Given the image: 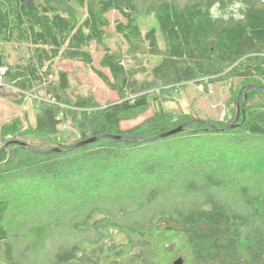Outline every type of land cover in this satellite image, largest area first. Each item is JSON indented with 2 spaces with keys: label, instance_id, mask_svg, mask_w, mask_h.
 <instances>
[{
  "label": "trees",
  "instance_id": "1",
  "mask_svg": "<svg viewBox=\"0 0 264 264\" xmlns=\"http://www.w3.org/2000/svg\"><path fill=\"white\" fill-rule=\"evenodd\" d=\"M112 10L122 17L114 30L154 58L150 87L238 79L236 124L205 130L207 124L193 120V127L151 140L143 139L139 125L122 129L130 113L149 105L150 95L124 96L139 88L106 42ZM91 42L102 47L99 65L106 74L92 65ZM8 43L26 48L3 78L21 91L43 85L53 102H41L33 124L24 126L18 117L0 124L3 264H172L177 257L183 264H264V169L249 166L256 182H241L244 167L236 161L232 171L229 161L234 149L215 157V141L195 150L206 135L222 136L223 149L264 140V0H0V45ZM59 57L90 65L122 98L93 112L71 110L66 71L49 79ZM3 60L0 47V66ZM69 118L79 137L66 144L68 133L58 126ZM99 135L105 136L76 145ZM220 164L241 183L229 187L222 171L206 170ZM19 183L33 185L12 194ZM187 195H193L189 204ZM23 222L26 232L19 229ZM27 235L32 238L15 251Z\"/></svg>",
  "mask_w": 264,
  "mask_h": 264
},
{
  "label": "rangeland",
  "instance_id": "2",
  "mask_svg": "<svg viewBox=\"0 0 264 264\" xmlns=\"http://www.w3.org/2000/svg\"><path fill=\"white\" fill-rule=\"evenodd\" d=\"M218 11L219 10H217V12ZM106 16L109 22L107 29L109 35L106 42L112 51L117 52L122 56L124 65L134 72L132 86L139 88L138 90H134L133 93L127 92L124 96L127 98H134L141 94L150 95L148 102L149 105L146 108H140L130 113L128 116L129 119L126 117V119L122 121V129L131 127L134 128V126L139 125L141 126L142 135L152 137L161 134L158 130L162 128H169V130H171L179 126L181 127L179 132H181V130H185L188 127H193L194 124L190 123V121L193 120H199L204 122L205 125L207 124L206 128H204L205 130L208 128L212 130H220L217 128V125H214L218 122H231L225 124V128H231L234 124H236V121L239 118L238 113L240 112L238 97L236 99L234 97V91L238 85V79L231 77L224 82L221 80L210 81L206 78L199 79L197 82L190 81L183 84L172 83L167 85L159 84L157 86L150 87L149 83L154 79L151 73V66L154 58L152 56L150 57L149 54H144L132 49L114 30L116 20H122V17L118 12L112 10L108 12ZM147 22L148 20L146 22L143 21L142 24L146 25ZM0 47L3 54L4 64H6L0 66V124L7 122L14 117H18L24 126L33 124L41 102L45 100V98H47L50 102H53V100L48 99L49 95L45 92L43 85H38L35 89H26L21 91L17 86H14L11 82H8L5 78H3L6 74L7 66H14L24 59L26 46L24 44L19 45L17 43H8L1 44ZM86 50L92 58V65L106 74L107 70L99 65L100 58L103 54L102 47L94 42H91ZM60 69L65 70L67 73L69 88L66 90V95L70 102L68 107L71 108V110H75L78 113L83 111L93 112L97 108L104 107L108 103L119 101L122 98L118 91L112 90L109 86H107L96 75L92 67L84 62L60 57L56 58L52 63V71L54 74L50 75L49 79L52 81L56 80V72ZM262 97L263 96H258L256 102L262 103ZM77 100H85L89 103V106L75 107L73 104ZM148 120H151L149 121L150 124L149 122L146 123ZM148 125H150V127ZM227 125L231 126L226 127ZM58 128L60 131H67L68 135L66 138V144L73 143L79 137L78 130L76 129L77 126L73 124V121L70 118L62 122ZM153 131H156V133H152V136L148 135ZM176 133L169 134V136ZM222 134L227 137V141H232L229 133ZM219 139H223L222 136H215L214 138L206 135L202 139H198L199 141L195 146V150L202 148L203 144L210 145L215 141V150L216 152L218 151V154H216L215 157L217 155H226L230 152V150L234 149L235 158L232 155L229 160L232 165V171H235L233 168L238 165L236 163L237 161L244 167L241 175L239 176V181L245 183L252 181L255 183V177L249 175V166L257 164L254 168V171L257 173H261L264 169V140H259V138H249V141L243 144H228L227 149H223L221 147L224 139ZM170 141L171 140H169V142ZM179 142L180 139L177 140V143ZM237 142L239 141L237 140ZM52 145L59 148V145H55V143ZM40 146L44 147V145ZM178 146L180 145H175L174 147ZM181 149L184 151L182 147ZM222 151L225 153L222 154ZM256 157H260L258 162ZM202 164L203 167H205V163L203 162ZM220 166L221 168L211 167L206 170L211 171L214 175H219L218 173L222 171L225 175H227L224 177H229L225 178V180L232 183L229 187H236V185L241 183L239 181L234 182L230 180V178L233 179V176L223 168L224 165L220 164ZM179 173L181 175V172ZM139 182L141 184L142 181ZM32 185L33 184L31 183H19L16 186H13L10 191H13V194L19 189L29 188ZM45 186L50 187L48 185ZM3 190L4 187L0 185V196L6 195L5 193H2ZM229 190L231 191L230 188ZM62 196L66 195L62 194ZM192 196L187 195V199L189 200L187 202L188 204L192 202ZM13 201L16 203L15 198H13ZM79 201L81 203V200ZM160 204L165 205V201H162ZM37 206H39L38 203H34L33 208L36 209ZM26 224L27 223L23 222V226L19 225L20 231L26 232L23 229ZM16 226V224L7 226L10 234L16 231ZM31 238V236L27 235L20 243L15 244V251L22 248V246L25 245ZM0 264H3L2 255L0 256Z\"/></svg>",
  "mask_w": 264,
  "mask_h": 264
},
{
  "label": "water",
  "instance_id": "3",
  "mask_svg": "<svg viewBox=\"0 0 264 264\" xmlns=\"http://www.w3.org/2000/svg\"><path fill=\"white\" fill-rule=\"evenodd\" d=\"M20 1H22V2H24V3H30L32 0H20ZM262 88H263V87H262ZM182 125H183V124H182ZM230 126H231V125H227L226 127H230ZM180 129H181V127L178 126V127L174 128V129H171V130H169V131H166V132L161 133V134L156 135V136H152V137H143V139H145V140L155 139V138H158V137H162V136H166V135H169V134H172V133L179 132ZM102 136H105V135H99V136H95V137L88 138V139H86V140H84V141H81V142L76 143V145H80V144H83V143L93 142V141L99 139V138L102 137ZM117 137H121V136H117ZM124 137H126V136H124ZM126 138H127V137H126ZM129 138H132V139L135 138V139H136V138H141V137H137V136L134 137V136H133V137H129ZM36 151L44 152L45 150H36ZM172 264H183V259H182V257H177V258H175V259L172 261Z\"/></svg>",
  "mask_w": 264,
  "mask_h": 264
}]
</instances>
